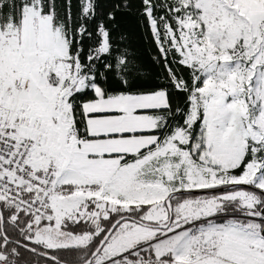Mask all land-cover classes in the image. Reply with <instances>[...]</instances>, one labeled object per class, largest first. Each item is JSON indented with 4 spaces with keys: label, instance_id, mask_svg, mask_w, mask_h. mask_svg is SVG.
I'll return each instance as SVG.
<instances>
[{
    "label": "rangeland",
    "instance_id": "1",
    "mask_svg": "<svg viewBox=\"0 0 264 264\" xmlns=\"http://www.w3.org/2000/svg\"><path fill=\"white\" fill-rule=\"evenodd\" d=\"M173 1L180 11L176 28L161 19L160 29L151 8L149 21L162 51L174 50L182 63L193 67L201 87L191 97L187 127L161 142V156L126 162L133 165L109 184L73 182L67 184L74 186L72 190L63 188L66 165L80 138L68 99L86 87L102 96L103 91L80 63L72 62L63 30L54 27L52 17L42 14L38 3L25 8L19 26L0 24V113L12 119L20 134L42 137L32 152L34 164L55 174L50 205L63 222L92 223L116 208L147 207L141 216L147 224H141L140 230L126 228L127 234L133 232L125 239V245L132 243L131 250L109 254L108 242L93 264H107L112 258H155L154 254L167 260L171 256L162 255L167 251L176 259L181 250L200 258L224 249L233 250L242 263L254 258L249 250L257 264H264V0ZM92 4L85 0L86 12ZM102 34L100 51L105 52L108 42L106 32ZM201 114L193 136L192 126ZM157 117L162 126L161 116ZM250 148L252 161L243 175H235L232 170ZM231 184L259 190L175 197L170 226H152L168 222L166 201L171 193ZM162 212L166 221L160 219ZM51 217L32 219L28 226L39 227ZM91 237L94 234L74 236L72 244L85 245Z\"/></svg>",
    "mask_w": 264,
    "mask_h": 264
},
{
    "label": "trees",
    "instance_id": "2",
    "mask_svg": "<svg viewBox=\"0 0 264 264\" xmlns=\"http://www.w3.org/2000/svg\"><path fill=\"white\" fill-rule=\"evenodd\" d=\"M34 3H38L42 14L52 17L55 28L63 30L68 41L72 62L82 65L83 72L91 75L93 81L102 89L104 97L166 91L168 108L142 112L162 116L163 119V125L160 128L145 134L158 135L159 143H161L177 129L187 127L186 121L191 107V97L194 89L201 87V83L196 79L198 72L193 67L182 63L174 50H169L166 54L162 51L147 14L148 9L151 8L152 15L160 21L158 23L160 29L162 28L161 19L163 22L169 21L171 26L176 28V17L180 11L175 10L176 6L173 0H92V10L89 13L85 11V0H0L1 26L5 27L10 23L19 26L25 8ZM103 31L106 32L108 42V49L105 52L100 51ZM178 84H182V86L179 87ZM97 98L95 90L86 87L75 91L68 99L75 119V128L80 138H91L87 130L83 105L85 102ZM201 118L202 114L192 126L193 136L200 128ZM154 148L155 146L137 154L126 155L123 157V161L135 162ZM251 154L250 148L241 164L232 170L235 175L244 174L247 164L252 161ZM228 186L173 192L172 207L174 208L175 205V197L213 195L238 188L259 190L246 184H235L231 190H219ZM63 188L72 190L74 186L64 185ZM146 209L145 206L132 210L131 208L129 210L116 208L110 212L107 218H99L92 223L84 220L66 219L62 224L66 233L72 234V236L89 233L94 234V237H91L89 243L85 245L46 248L30 240L42 224L39 227L28 226L32 220L31 215L20 211L13 203L0 199V263L84 264L93 255L108 230L117 220L129 216L130 218L127 220L137 222V220H142L141 216ZM261 213L264 214V211ZM125 221L118 225L112 235ZM2 229L7 239L4 237ZM112 235L91 264L100 256ZM18 242L26 246L19 245ZM43 253L50 254L57 260L47 258Z\"/></svg>",
    "mask_w": 264,
    "mask_h": 264
},
{
    "label": "crops",
    "instance_id": "3",
    "mask_svg": "<svg viewBox=\"0 0 264 264\" xmlns=\"http://www.w3.org/2000/svg\"><path fill=\"white\" fill-rule=\"evenodd\" d=\"M96 94L98 95L96 100L85 102L83 105L87 130L91 138L77 139L75 151L70 155V162L66 165L69 168L68 174H65L64 179L62 178L63 182L66 183L64 185L73 182L90 184L96 181L109 184L114 176L125 175L129 166L133 165V163L127 164L124 162V156L137 154L154 146L155 148L149 150L150 152L142 159L161 156L159 150L163 147V143H159V136L156 134H145L160 128V121L157 115L154 116L142 112L168 108L169 103L166 91L117 94L108 97ZM160 120L162 121L163 119ZM56 158L58 157L56 156ZM31 161L34 164V154H31ZM34 166L36 165L34 164ZM36 169L41 170L38 167ZM57 180L62 182L60 176ZM49 214H51L52 220H46L42 223L39 230L31 236L30 240L46 248L76 246L72 244V241H74L73 237L77 235L72 236V234H68L63 230V221L60 220L59 216H56L54 206H51ZM165 217L166 213L162 212L160 219L164 221ZM140 225V223L131 220L122 223L117 229L115 237L113 236L106 246L109 254L131 250L132 243L125 245V239L126 236L133 232L131 231L127 234L125 232L126 228L131 227L132 230L133 227L140 230ZM61 232L66 235H62ZM37 238H39V241ZM145 238L147 239L148 236ZM143 240H136V242ZM233 252L231 249H224L216 251L214 256L200 258L197 257L198 254L193 255L188 250L178 251L176 259L172 258V256L174 257L172 251H167L162 255L171 256L166 258L171 261V264H257L255 254L250 253L249 250L248 255L254 258L244 259L243 263L236 259L237 255ZM154 256L155 258L159 257L155 254Z\"/></svg>",
    "mask_w": 264,
    "mask_h": 264
},
{
    "label": "built area",
    "instance_id": "4",
    "mask_svg": "<svg viewBox=\"0 0 264 264\" xmlns=\"http://www.w3.org/2000/svg\"><path fill=\"white\" fill-rule=\"evenodd\" d=\"M41 140V136L20 134L12 119L0 113V198L13 203L34 220L43 219L48 214L56 181L52 171H39L31 161V154ZM197 250L201 252V246ZM105 262L171 264L170 260L143 256L112 258Z\"/></svg>",
    "mask_w": 264,
    "mask_h": 264
},
{
    "label": "water",
    "instance_id": "5",
    "mask_svg": "<svg viewBox=\"0 0 264 264\" xmlns=\"http://www.w3.org/2000/svg\"><path fill=\"white\" fill-rule=\"evenodd\" d=\"M234 188V185H230L228 187H224V188H220L219 190L220 191H223L225 189H228V190H231ZM174 193H171L166 201V204H167V207H168V211H169V221L167 223H161V224H155V225H152L154 227H157L159 229H166L170 226L171 224V220H172V217H173V207H172V203H171V198L173 196ZM264 211V208L262 209V212ZM1 217H2V214H1ZM130 217L129 216H125V217H122L120 218L119 220H117L112 226L111 228L108 230V232L106 233V236L104 237V239L101 241V243L99 244V247L94 251L93 255L90 257V259L84 263V264H91L93 259L97 257L98 253H99V250L105 245V243L107 242V239L112 235V233L115 231V229L118 227V225L124 221V220H127L129 219ZM138 223L140 224H147L145 222H143L142 220H137ZM2 232H3V235L4 237L7 239V236L4 232V230L2 229ZM263 233H264V230H263ZM19 245H22V246H26L25 244L21 243V242H18ZM43 255L47 258H50L52 260H57L56 257H53L51 256L50 254H47V253H43ZM62 264H66V263H62Z\"/></svg>",
    "mask_w": 264,
    "mask_h": 264
}]
</instances>
